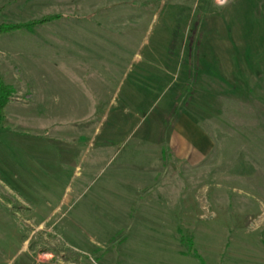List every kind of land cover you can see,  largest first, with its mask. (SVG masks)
I'll return each mask as SVG.
<instances>
[{
  "label": "rangeland",
  "instance_id": "1",
  "mask_svg": "<svg viewBox=\"0 0 264 264\" xmlns=\"http://www.w3.org/2000/svg\"><path fill=\"white\" fill-rule=\"evenodd\" d=\"M51 16L0 35L7 104L41 115L4 107L0 264H264V0H0ZM22 132L59 149L36 189Z\"/></svg>",
  "mask_w": 264,
  "mask_h": 264
},
{
  "label": "crops",
  "instance_id": "2",
  "mask_svg": "<svg viewBox=\"0 0 264 264\" xmlns=\"http://www.w3.org/2000/svg\"><path fill=\"white\" fill-rule=\"evenodd\" d=\"M3 78L5 80L6 83L11 84V82L7 81L6 76L2 73ZM34 96V99H36V101H42L43 98L42 96H40L37 88H35L33 90L32 93ZM42 107V106H41ZM39 107V108H41ZM5 115L7 116V120H9V123L12 125H16V126H22L24 124L27 123H32L35 124L36 122H40L41 120V115L40 114H31L29 110H27V108H25V106L23 105H19V104H15L12 102H9L5 108ZM21 139H8V141H3L2 143V147L4 148L3 152H11L12 150L9 148V146H14L13 149L16 150V152L19 154L20 153V157L21 159L18 158V156L16 157V155L14 156L15 158H18V161L22 163H24V165L22 166L21 169H17V167L20 166V164L17 163V160L15 159V166H11L10 165V172L12 174H16V176H20L22 178V180H24V182L27 184V186L29 188H34L36 189L31 181V179L33 178H38L37 175L38 174H42L45 170L42 168V163L41 162V158H45V156H48L50 154L53 155V157L57 158V151L59 149L53 148V152L51 153L48 141H52L53 138H47L46 136H43L38 134L35 135L33 132H22V136H19ZM44 139V143L42 142ZM12 140V141H11ZM40 140V141H39ZM20 144H16L13 142H20ZM1 142V141H0ZM9 142V144L7 145V143ZM39 142V143H38ZM42 142V143H41ZM2 152V154H4ZM26 162V163H25ZM19 165V166H17ZM1 175H6V173L4 171L0 172ZM47 173V172H46ZM0 175V176H1ZM55 177V176H54ZM52 177L53 181H57V176L54 178ZM39 196V195H38Z\"/></svg>",
  "mask_w": 264,
  "mask_h": 264
},
{
  "label": "trees",
  "instance_id": "3",
  "mask_svg": "<svg viewBox=\"0 0 264 264\" xmlns=\"http://www.w3.org/2000/svg\"><path fill=\"white\" fill-rule=\"evenodd\" d=\"M59 18L60 16H51L47 18H42L41 20H38V21H31L25 24H1L0 25V35L8 34V33L15 32V31H21V30H26V31L31 32L34 28L44 25L46 23H49ZM12 94H13L12 88L8 86L7 84H5L2 76L0 75V123H2L4 120V116H3L4 107L6 106ZM181 242L185 245V242L183 240H181ZM188 246H189L188 249L190 250L191 241L188 242ZM192 255L193 257L199 259V257L196 254L192 253Z\"/></svg>",
  "mask_w": 264,
  "mask_h": 264
}]
</instances>
